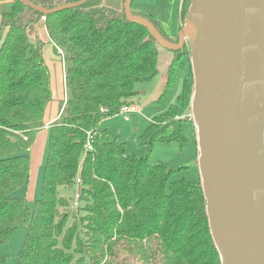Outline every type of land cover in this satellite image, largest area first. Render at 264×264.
<instances>
[{
  "label": "trees",
  "instance_id": "obj_1",
  "mask_svg": "<svg viewBox=\"0 0 264 264\" xmlns=\"http://www.w3.org/2000/svg\"><path fill=\"white\" fill-rule=\"evenodd\" d=\"M29 1L52 9L78 0ZM190 4L181 2L182 22ZM131 10L177 42L155 14ZM38 22L47 40L30 34ZM47 43L53 58L59 55L62 62L59 51L65 55L57 100L43 56ZM173 52L163 92L175 82L176 69L183 70L178 99L188 105L193 75L183 58L189 59V47ZM158 53L145 26L105 7L103 0L50 14L20 0H0V247L25 227L15 264H221L199 176L172 180L176 169L126 153L125 143L101 126L121 106L133 105L137 84L157 76ZM55 103L58 118L48 130L40 195L30 209L24 197L12 194L27 184L30 147ZM176 108L171 104L152 118L142 136L149 151L155 142L181 147L188 142L182 124L192 121L178 117ZM77 178L73 209L74 199L58 189H74L75 196ZM8 258L0 254V264Z\"/></svg>",
  "mask_w": 264,
  "mask_h": 264
},
{
  "label": "water",
  "instance_id": "obj_2",
  "mask_svg": "<svg viewBox=\"0 0 264 264\" xmlns=\"http://www.w3.org/2000/svg\"><path fill=\"white\" fill-rule=\"evenodd\" d=\"M20 1L50 14L87 0L52 9ZM103 5L145 26L167 50L182 49L188 39L191 117L214 244L221 264H264V0H191L177 42L134 15L131 0Z\"/></svg>",
  "mask_w": 264,
  "mask_h": 264
},
{
  "label": "rangeland",
  "instance_id": "obj_3",
  "mask_svg": "<svg viewBox=\"0 0 264 264\" xmlns=\"http://www.w3.org/2000/svg\"><path fill=\"white\" fill-rule=\"evenodd\" d=\"M181 2L182 0H134L133 9L155 14L160 20L166 34L170 38L175 39L179 37L180 34ZM183 23L184 21L181 23V27L183 26ZM32 26L33 29H29V32L33 37L38 35L43 40H47V31L43 29L40 22ZM184 45L189 47L188 39H186ZM157 46L159 48V73L151 81L136 85L137 93L133 97V104L139 106V111L128 114V119H125L122 114H115L106 118L107 120H103L101 126L107 129L112 135L118 136L120 140L125 143L126 153L133 154L137 157L147 156L150 163H162L166 167L176 169V172L172 176V180L185 178L190 181H197L198 176L200 178L198 169L200 151L197 144V128L193 122V117H191V99L188 105L180 102L178 99L183 93L184 71L176 69L175 82L163 92L168 68L165 64L168 62L169 64L171 63L174 52L170 53L172 54L170 56L168 53L169 51L166 48L159 44H157ZM43 56L51 74L53 96L56 100L61 99L63 93L62 70H65V62L63 60L62 64L59 55H56L55 58H53L52 49L49 44L44 45ZM64 56L65 55H63V57ZM183 60H185L186 63H189L188 61H190L191 64V56H189V59L188 57H184ZM193 91L194 76L192 95ZM171 104L177 105L176 113L178 117H187L192 121V125L189 121H184L182 124V131L188 142L183 147L179 146L177 143L155 142L149 151L145 143L142 141V136L151 125L152 118L165 112ZM56 110V104H53L52 108L47 110L46 124L49 123L50 116H52ZM44 128L37 133L35 141L29 150L30 171L27 184L12 194L13 196L24 197L30 209L33 208L36 197L40 195L42 186L43 165L47 150L49 130L46 126ZM193 139H195L196 144ZM179 168L181 169L177 171ZM75 189L78 190L79 186L77 185ZM58 191L60 195L67 197L70 202L73 201L74 189L59 188ZM73 209H76V207ZM25 233V227H20L14 230L8 242L0 247V254H6L9 256L8 264H15V256L22 247ZM121 256H126V254L122 253Z\"/></svg>",
  "mask_w": 264,
  "mask_h": 264
},
{
  "label": "built area",
  "instance_id": "obj_4",
  "mask_svg": "<svg viewBox=\"0 0 264 264\" xmlns=\"http://www.w3.org/2000/svg\"><path fill=\"white\" fill-rule=\"evenodd\" d=\"M42 19H44V17H42ZM59 53L62 56L61 60L63 62V54H62L61 51H59ZM138 111H139V106L138 105H135V104H133V105H124V106H121L118 109L117 114H122L125 117V119H128L129 118L128 114L134 113V112H138ZM88 147H90V146L88 145ZM80 182H81L80 179L77 178L76 179V183H77L78 186H79ZM77 199H78V190H76V193H75V196H74V201L72 203V208H75V207L77 208V206H78V200Z\"/></svg>",
  "mask_w": 264,
  "mask_h": 264
},
{
  "label": "crops",
  "instance_id": "obj_5",
  "mask_svg": "<svg viewBox=\"0 0 264 264\" xmlns=\"http://www.w3.org/2000/svg\"><path fill=\"white\" fill-rule=\"evenodd\" d=\"M131 9H133V4H132ZM139 11H140V10H139ZM181 23H182V21H181V19H180V27H181ZM47 44H49V43H47ZM49 45H50V44H49ZM50 46H51V45H50ZM168 51H169V52H168L169 54H170V53H173V52L170 51V50H168ZM158 52H159V48H158ZM171 55H172V54H170V56H171ZM170 56H169V57H170ZM165 66L168 67V66H169V62H168L167 64H165ZM55 104H56V106H57V103H55ZM52 106H53V105H52ZM52 106H50V108H48V109H51ZM57 112H58V110H56L55 113H54L52 116H50L49 121H48L49 123H47V124L45 123V126L48 127V129H49L50 125H51L54 121L57 120V118H58V113H57ZM106 120H107V119H106ZM101 125H102V124H101ZM45 126H44V127H45ZM44 127H43V128H44ZM43 128H42V129H43ZM44 129H45V128H44Z\"/></svg>",
  "mask_w": 264,
  "mask_h": 264
}]
</instances>
